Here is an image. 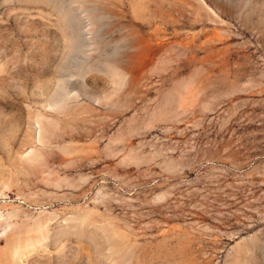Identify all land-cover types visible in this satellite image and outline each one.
<instances>
[{
    "label": "rangeland",
    "instance_id": "1",
    "mask_svg": "<svg viewBox=\"0 0 264 264\" xmlns=\"http://www.w3.org/2000/svg\"><path fill=\"white\" fill-rule=\"evenodd\" d=\"M0 264H264V0H0Z\"/></svg>",
    "mask_w": 264,
    "mask_h": 264
}]
</instances>
